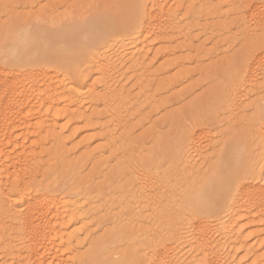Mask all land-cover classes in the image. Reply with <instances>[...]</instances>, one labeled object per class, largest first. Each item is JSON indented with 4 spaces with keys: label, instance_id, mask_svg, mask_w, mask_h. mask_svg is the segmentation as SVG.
<instances>
[{
    "label": "rangeland",
    "instance_id": "1",
    "mask_svg": "<svg viewBox=\"0 0 264 264\" xmlns=\"http://www.w3.org/2000/svg\"><path fill=\"white\" fill-rule=\"evenodd\" d=\"M136 1L0 0V69L14 71L18 69L17 64L6 57L4 43L7 37L12 35L16 29L30 28L28 26H45L50 29L53 27V30H56L57 27L60 28V25L66 22L74 23L75 21L95 17L107 23L109 27L108 32H111L109 33L110 36L115 35L118 38V42L112 43L110 49L105 47V45H95L90 49V54L98 52L99 58L103 59L109 54L116 53L117 49H126L124 45H127L126 47L131 49L134 46L132 44L134 38L123 43L124 47L119 46L122 37L129 34L130 22L134 16ZM193 1L183 0L178 5L176 3L179 0H171V3L169 2L170 5L174 4L171 12L175 15V26L172 28V32L169 30L162 34L155 32L154 35L149 36V40L147 39V43L150 45L149 53L143 58L144 66L149 64L146 68L141 70H138L140 67L131 69L130 66L132 67V65L126 62L117 63L118 71L115 74H111V77L114 78V80L112 79V84H115L116 89L122 88L121 90L130 97L128 96V105H125L128 111L125 108L121 110L122 123L114 125V128H109V131L112 130L110 132L112 136H107V132H105L106 129L104 128L107 127L106 124H111L109 123L110 118L105 113V107L103 108L102 102L97 99L103 93L100 81L102 78L98 74L96 75L94 65L92 66L91 62H88L90 59L77 62L76 71L70 68L69 61L73 60L71 58L66 59L67 61L65 60L63 65L57 64L51 58H45L46 60L36 63V65L45 66L52 74L57 72L59 81H66L69 84L67 87H73L72 89L75 90H83L75 74L80 71L78 74L81 73L82 75L84 74L83 76H88L87 80L91 89H84L82 96L77 97V101L79 102L78 110L80 111H76L71 115L64 110L66 103L63 100H59L61 104L59 103L53 109L41 106L49 102L46 95H41L37 100L33 99L34 101L30 102V104H33L31 107L37 108H34L33 115H37L40 110L41 112L39 113L44 116L42 120H45V117L49 115L47 117V125L52 123L56 127L55 132L56 134L58 133L57 135L62 140H65L64 145L54 142L45 133L46 131L39 130L43 127L42 120H37L36 116L35 120L33 118L27 119L30 130L26 132L25 137L18 136L22 134L20 132L15 135L17 136V144L24 143V146H26L22 149V146L20 147L19 145L18 150L16 149L17 153L12 154L13 156L22 155L21 152L27 148L25 155L28 158L30 157L28 160L30 161L29 164L31 165L30 168H32L35 182L44 187L46 192L58 195L62 202L70 200L78 201V214L76 213L75 215L79 218H71L68 223V229L64 230L65 232L68 231L67 234L76 233L81 237H79L81 239L79 243L81 244L73 243L72 246L76 247L78 245L77 248L79 249H76L78 251H74L76 257L69 255L67 247L64 244V247L63 245L61 246L62 243L60 244L59 242L55 244L57 247H54L55 245L51 246L52 249L54 248L51 254L45 255V258L49 259V262L52 260L55 262V258L58 257L60 258L58 262L61 260L60 262H64L63 264H79L81 260L79 257H82L86 252L93 256V258H102L104 254L107 255L109 253V256H111L107 255V257L113 259L112 261L128 264L129 259L120 256V252L123 253L128 248H132L134 240L133 246L136 243L138 244L136 242L137 239L146 237V235L152 236V240H157L156 238L159 239V236L163 237L168 225H174L179 222L178 215L181 213V209L186 214H189L191 208L184 205V199H180V197H184L182 194L185 191L193 192L199 187L196 181L200 175L206 174L209 170V173L219 170L220 161L213 153L218 155L228 142L234 140L236 143L241 138V135H246V131L255 129L256 125H251V121H248V118H252L254 123L255 120L261 117L257 113V110L264 107V86H262L264 83L261 85L262 89L260 87L258 91V97L263 101H257V99L254 101L255 96L248 88V91L244 90L241 92L243 93L240 94L241 96L238 95L237 99L240 97V102H238L240 103V107H238L236 112L234 111L235 113L232 111L233 113L228 114L230 103L226 91L227 88L236 82L237 73L242 69L243 61L241 60V54L244 51V47L240 41L241 27L239 20L243 15H246L244 13L248 8L239 9L238 12L234 11L229 16L226 15V17H222V14L228 10L227 4L230 5L231 2L238 1L239 5L254 6L251 10H247L248 13L264 18V13H262L259 7L261 0H208V3H203L200 6H193ZM42 4H47L49 7L41 8L40 5ZM4 5H10V7H4ZM88 5H92V7H88ZM213 8H215V12ZM174 9L175 11H173ZM166 25L169 26L170 23L168 24L167 22ZM224 26L228 28V34L226 35L221 32V28ZM108 36L106 35L105 38ZM131 50L127 52L129 53ZM73 52L64 49L60 55L70 57L69 55ZM128 69L135 70V73ZM84 71L86 72L84 73ZM18 84L19 81L15 80L12 82L10 88L20 90V87L17 86ZM250 92L252 95H250ZM40 100L41 105L38 102ZM38 103L39 107H36L34 104L38 105ZM45 108L48 109V112ZM27 110L24 108V111L22 110L23 112H21L26 114ZM43 111L46 114L45 112L42 113ZM127 112L129 115H127ZM24 114L23 117H25ZM80 116L83 119H79L81 118ZM244 118H247L245 122H243ZM52 119H54V122ZM189 128L195 129L197 132L204 130L211 133L212 137L210 136L209 138H212L210 147L217 143H219V146L218 149L217 147L215 148L217 152H213L209 147L205 148L204 154L200 156L197 155L195 157L196 155L192 153L191 155L194 156V159L189 158V164L182 166V155L187 152L188 154L186 155H189L184 141ZM37 132H40V134ZM123 136H126V138H121ZM115 139L119 142L116 141L115 143L117 144L113 145L112 140ZM220 142L224 143L220 144ZM208 143L205 141L204 145L201 144V146H206ZM9 151H12V148ZM245 151L244 153L242 152V156L245 158L249 157L251 155L250 149L246 148ZM210 158L211 161L209 160ZM208 161H210L208 163L209 167L206 166ZM17 162L15 160L16 164ZM191 167H193L195 173L191 170ZM198 172L200 174L196 175ZM141 190L146 192L148 198H136V195L139 193L145 194ZM134 194L135 197H133ZM70 195L76 197L69 198ZM161 208H164V210ZM177 208H179L178 211ZM139 211L145 213L141 215ZM131 215L132 217H130ZM174 216L177 217L176 220L173 219L176 218ZM200 217L205 219L210 218L204 215V213ZM109 219L110 221H108ZM163 221L165 222L163 223ZM122 224H124L125 228L129 226V228L125 229L126 232L128 231V238H126L127 235L126 239L123 238L126 246L123 244V241H120L116 247L120 245L123 248H112L115 245L112 247L108 246L112 250L106 249L104 253L99 252L98 246L90 247L92 245L90 244L91 240L100 242L104 238L107 239L110 234L114 236V233L118 231L116 229L123 227L121 226ZM131 228L133 231H130ZM139 228L143 230L142 234L139 233L138 235L134 231ZM185 229H182L183 231L179 230L180 236L186 232ZM131 232L135 234L131 236ZM146 232L148 233L146 234ZM136 234L137 239L135 238ZM83 240L86 241L84 242ZM250 240L248 241V245L254 243ZM127 243H130L131 246L127 247L130 245ZM238 247L240 248V246ZM136 248L134 249L138 252L139 247ZM231 248L228 247L225 249V252L230 251L229 249ZM263 248L260 249L258 246H255V249L259 253L264 251ZM141 249H143V246H141L139 252H141ZM186 249L184 250L185 252ZM115 250L119 251V255L114 252ZM112 251L113 254H110ZM239 251H237L239 255L236 254L232 257L231 260H234V257L236 259L232 264H241V261H246L243 264H249L250 258L247 262L245 252ZM54 253H57L55 257ZM77 253H79V257ZM145 255L141 254V257ZM8 257L4 250L0 249V264H14L11 261V256L10 259ZM143 258H141L142 262ZM58 262L56 261L55 264H58ZM89 263L97 264L95 259L90 260ZM89 263L87 261L84 264ZM80 264L82 263L80 262Z\"/></svg>",
    "mask_w": 264,
    "mask_h": 264
},
{
    "label": "bare ground",
    "instance_id": "2",
    "mask_svg": "<svg viewBox=\"0 0 264 264\" xmlns=\"http://www.w3.org/2000/svg\"><path fill=\"white\" fill-rule=\"evenodd\" d=\"M170 1L171 0H137L134 16L130 22L129 34L122 37V40H120L122 45L120 44L119 47L125 46V51L122 48V50L117 49L116 53L109 54L110 56L107 55L103 59L99 58L98 52L90 54V49L98 44L102 46L105 45V47L110 49L112 43L118 42V38L115 35L110 36L109 33L111 32H108L109 27L107 23L95 17L87 20L75 21L74 23L66 22L60 25V28L57 27L56 30H53V27L50 29L45 26H28L30 28L22 30L16 29L12 35L7 37L4 43L5 55L17 64L18 69L15 71L0 69V249L4 250L6 256H9V259L11 256V261H13L14 264H55L60 258H55V262L54 260H50L51 262H49V259L47 260L45 258V255L48 256L54 249H52L51 246L60 242V244L62 243L61 246L64 244L65 247H67L69 255H74V257H76L74 251L79 249L77 246L81 244L79 243L81 242L79 234H67L68 231H64L68 227L71 218L78 217L75 215L78 209V201L70 200L68 202H62L58 195L46 192L44 187L35 182V177L32 168H30L31 165L29 164L30 161L28 160L30 157L28 158L25 155V150L27 148L21 152L22 155L13 156L12 153H17L19 145L20 147L22 146V149L26 146H24V143L17 144V136L15 135L20 132L23 135L20 134L18 136L25 137L26 132L30 130L28 120L31 118L34 119L35 116L37 120H42L44 117L39 113L41 112L39 109V114L33 115L34 110L37 108L31 107L33 104H30V102L37 100L41 95H46L49 102L47 104L45 103L46 105H41V100L38 101L41 106L53 109L55 106L59 105L61 102H59V100H63L64 103H66L64 110L68 112L69 115L76 111H80L78 110L79 102L77 101V97L82 96V91L84 89L91 90L87 80L88 76H83L84 74L82 75L81 73V75L78 74L80 71L75 73L83 89L75 90L72 89L73 87H67L69 84H67L66 81H59L57 72L52 74L45 66H39L36 65V63L46 60L45 58H51L55 60L57 64L63 65L66 59L68 60V58H71L73 60L69 61L70 68L76 71L77 62L90 59L88 62H91L92 66L94 65L96 75L98 74L102 78L100 81L103 87V93L98 96L97 99L102 102L103 108L105 107V113H107L108 118H110L109 123L111 124L108 125L107 123V127L104 126L107 136H110L112 130L109 131V128H114V125L122 123V116H120L122 115L121 110L123 108L126 109L125 105H128L130 97L121 90L122 88L116 89L117 87H115V84H112L114 78L111 77V74H115L116 71H118L117 63L126 62L132 65V67L130 66L131 69L140 67L138 70L144 69L149 65L145 63L146 65L144 66L143 61V58L149 53L150 45L147 43L149 36L152 34L154 35L155 32H160L159 34L165 33L168 30L172 32V28L175 26V15L171 12L174 4L170 5ZM180 2H183V0H179L176 4L178 5ZM203 3H208V0H194L192 4H194L193 6H200ZM237 5H239L238 1L231 2L230 5L227 4L226 7L228 10L222 14V17H226V15L229 16V14L234 11L238 12L241 8L236 7ZM214 9L215 8H213V11L215 12ZM247 10H245L244 13L247 16L243 15L239 20L241 27L240 41L241 45L244 47V51L241 54V60L243 61L242 69L237 73L236 82L226 89L230 103L228 114L238 110V107H240V103H238L240 102V97L238 99L237 97L243 94L241 92L244 90L248 91V88L255 96L254 101L256 99L257 101L262 100L258 97V91L260 87L262 89V86H264V18L248 13ZM173 11H175V9ZM167 22L168 24L170 23L169 26L166 25ZM221 32L224 35L228 34V28L226 26L222 27ZM106 35L109 36L105 38ZM131 38H134L132 42L134 46L131 48L133 51L127 48V45L123 44L126 41L132 40ZM64 49L69 52H74L69 55L70 57H65L60 55ZM129 50L131 51L128 53L127 51ZM131 69L128 70L133 71ZM250 69H252L253 72H251L252 70L250 71ZM86 71H84V73ZM15 80L19 81L17 86L20 87V90L10 88L12 82ZM233 86L235 87L232 88ZM251 92L250 95H252ZM36 104L34 105L39 107V103L38 105ZM252 104L254 105L253 101ZM115 105L117 106L113 107ZM24 108H26V110L28 109L26 114L22 113ZM48 109H46V111ZM44 112L45 111L42 113ZM124 113L123 115H125ZM257 113L260 114L261 117L255 120L254 123L252 118H248V121H251V125H256L255 129L253 128L250 131H246V135H241V138L236 143L234 140L228 142L218 155L213 153L220 161L219 170L214 173H209V170L206 174L200 175L199 179L196 181L199 187L193 192L185 191L186 194L185 192L183 193L185 195L182 194L185 198L180 197V199H184V205L191 208L189 214H186L183 209H181V213L178 215L179 222L174 225H168V230L166 229L163 237L159 236L160 238H156L157 240H152V236L146 235L148 233L146 232V237L139 240L136 237L137 234L135 235L138 244L136 243L133 246L135 243L134 240L132 248L130 247L131 244L127 243L130 244L127 246L130 248L125 251L126 253L120 252V256L128 258V264H232L236 259L235 257L234 260L231 259L239 250V252H245L247 262L250 258L249 264H253V261H255V264H261L262 259H264V251L262 253L257 252L258 248L256 250L255 246H258L260 249L264 247V180L260 179V165L264 163V107L258 109ZM23 114L25 117H23ZM127 115H129L128 112ZM48 116L49 115L45 117V120H42L43 127L39 130L46 131L45 133H47L54 142H59L64 145L65 140H62L57 135L58 133L56 134V127L52 123L47 125ZM54 119H52L53 122ZM79 119L83 118L81 117ZM246 119L244 118V121H241L245 122ZM40 132L37 133L40 134ZM210 136L211 133L204 130L200 132L192 128L187 130L184 141L189 155H186L188 152L182 155V166L189 164V158L194 159V156L191 155L192 153L196 155L195 157L204 154L203 151H205V148L210 147V142L212 141V138L209 139ZM121 138L125 139L126 136ZM23 140L25 141L24 138ZM112 141L113 145L117 144L115 143L117 139ZM202 141L209 143L206 146H201V144L204 143H200ZM223 143L224 142H220V144ZM217 144L210 147L213 152H217L215 148L217 147L218 149L219 143ZM11 148L12 151H9ZM246 148L250 149L251 155L245 158L242 156V152H246ZM15 160L16 162L18 160L17 164ZM209 160L211 161V158ZM210 161L207 162L206 166L209 167L208 163ZM191 168V170H193V167ZM199 174L200 172L196 175ZM182 190L184 191V189ZM143 193L145 194L139 193L136 195V198L141 197L146 199L144 198L147 197L146 192ZM72 195H70L69 198L76 197ZM74 195H76V193H74ZM133 197H135V194ZM144 202H146V200H144ZM161 209L164 210V208ZM178 209L179 208H177V211ZM142 211H139L141 215L145 213ZM202 213L210 218L205 219L200 217ZM132 215L130 217H132ZM137 216L139 217V215ZM173 219L176 220L177 217ZM108 221H110V219ZM164 222L165 221H163V223ZM127 227L129 228V226ZM115 228L113 229L115 230ZM126 228L123 226L120 229H116L118 231H115L116 233H114V236L108 233L112 236L107 234L109 237L107 239L104 238L100 242L91 240L90 244L92 245H90V247L98 246L97 249H100L99 252L104 253L106 249L112 250V248H115L120 241H123V244L126 246V242L124 243L123 239L126 235V238H128V231H125ZM182 229H185L186 234L183 232L185 235L182 234V236H180L179 230ZM142 230L139 228L134 232L139 235V233L142 234ZM77 231L79 233V229ZM130 231H133L132 228ZM111 232L113 233L112 229ZM134 232H131V236L135 234ZM131 238L130 240L132 241ZM249 240L254 243L248 245ZM73 243L78 245L72 247ZM225 244H227L226 247H224ZM108 246L114 247L108 248ZM141 246H143V249L139 252ZM238 246H240V248ZM54 247L57 246L55 245ZM118 247L121 248L122 246L120 247L119 245ZM136 247H139V253L135 251L137 249ZM228 247L232 248L229 249L230 251L225 252V249ZM185 248H187L186 252L184 251ZM116 251L117 250L114 252L118 254L119 251ZM56 254L57 253H54V257ZM78 254L79 253H77V255ZM110 254H113V251ZM141 254H144L145 256L143 257L145 258L141 257ZM107 255L109 256V253ZM107 255L104 254L102 258H93V256L85 252L82 257L78 255V257L80 256L79 259L81 258L79 264L80 262L84 264L87 261L89 263L90 260L92 261L94 259L97 264H122L120 261H112L113 259H109ZM141 258H143V262ZM59 262L58 264L64 263Z\"/></svg>",
    "mask_w": 264,
    "mask_h": 264
},
{
    "label": "snow or ice",
    "instance_id": "3",
    "mask_svg": "<svg viewBox=\"0 0 264 264\" xmlns=\"http://www.w3.org/2000/svg\"><path fill=\"white\" fill-rule=\"evenodd\" d=\"M4 7H10V5H4ZM40 7L41 8H48L49 5L42 4V5H40ZM81 7H83V5H81ZM88 7H92V5H88ZM97 7H98V5H97ZM236 7L241 8V9L247 7L249 10H251V8L254 6L241 4V5H237ZM259 7L261 8L262 13H264V0H261V4ZM260 179L264 180V163H261V165H260ZM241 264H243V261H241ZM253 264H255V261H253ZM261 264H264V259H262Z\"/></svg>",
    "mask_w": 264,
    "mask_h": 264
}]
</instances>
